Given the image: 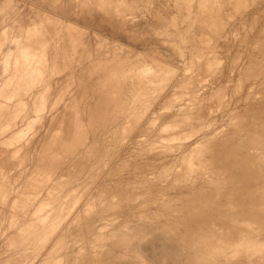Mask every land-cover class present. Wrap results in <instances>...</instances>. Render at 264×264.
I'll use <instances>...</instances> for the list:
<instances>
[{"label":"rangeland","instance_id":"rangeland-1","mask_svg":"<svg viewBox=\"0 0 264 264\" xmlns=\"http://www.w3.org/2000/svg\"><path fill=\"white\" fill-rule=\"evenodd\" d=\"M8 1L0 0V104L5 105L0 108V114L4 111L0 119L3 118L6 127L23 116L31 117L35 120L31 121L33 124L28 123L36 126L31 132L26 130L28 135L26 131L23 133L26 138L22 137L20 143L2 144L11 138V132L4 134L6 139L0 142V264H264V239H260L262 244L258 241L264 236V40H261L264 38V0ZM52 6L74 12L72 22L87 24L89 32L72 29L51 13ZM91 26L99 28L103 37L94 34L96 28ZM112 32L128 47L104 38H110ZM257 42H263L262 46ZM28 44L27 56L29 50L24 47ZM34 46L38 47L37 52L40 48L50 50H43L41 54L46 53L43 57L36 54ZM144 48H155L169 57L170 63L150 61ZM5 57L12 59L4 60ZM250 73H254L253 78ZM37 105L42 108L40 112L35 111L39 108ZM36 120L38 124H34ZM28 123L24 128L29 130ZM166 125H169L167 132L163 131ZM260 131L263 141L257 142ZM171 136L177 139L168 141ZM254 164L263 170L260 181L253 180ZM252 201L261 203V211L245 214L243 209ZM259 215L262 221L253 217ZM225 232L246 235L240 242L237 259L231 260L219 253L213 254L216 257L213 258L198 248V242L224 239ZM247 245L250 246L248 253Z\"/></svg>","mask_w":264,"mask_h":264},{"label":"bare ground","instance_id":"bare-ground-1","mask_svg":"<svg viewBox=\"0 0 264 264\" xmlns=\"http://www.w3.org/2000/svg\"><path fill=\"white\" fill-rule=\"evenodd\" d=\"M18 1V0H17ZM71 1V0H70ZM84 1V0H83ZM90 1V0H89ZM126 1V0H125ZM147 1V0H146ZM166 1V0H165ZM255 1V0H254ZM259 1V0H258ZM6 2V1H5ZM4 2V3H5ZM10 2V0L8 1V3ZM13 2V1H12ZM65 2V1H64ZM167 2V1H166ZM198 2V1H197ZM200 2V1H199ZM21 3V2H20ZM165 3V2H164ZM194 3V2H193ZM239 3V2H238ZM12 4V3H11ZM10 4V5H11ZM46 4V3H45ZM79 4V3H78ZM82 4V3H81ZM141 4V3H140ZM147 4V3H146ZM150 3H148V5H149ZM169 4H171V3H169ZM211 4H212V2H211ZM218 4V3H217ZM20 5V4H19ZM63 5V4H62ZM76 5V4H75ZM80 5V4H79ZM79 5H78V7H79ZM137 5V4H136ZM147 5V6H148ZM183 5V4H182ZM181 5V6H182ZM242 5V4H241ZM257 5V4H256ZM72 6V5H71ZM71 6H70V8H71ZM77 6V5H76ZM188 6V5H187ZM238 6V5H237ZM249 6V5H248ZM5 7V6H4ZM33 7V6H32ZM75 7V6H74ZM137 7H138V5H137ZM173 7V6H172ZM20 8H21V6H20ZM52 8V11L53 12H51V13H54L56 16H58V17H60V19L61 20H63V21H65V22H67L69 25H70V27L73 29H76V30H79V31H88V27H86V25L85 26H82L81 24H76V22L75 23H73L72 22V20L75 18V13L74 12H72L71 10H66V8L65 7H62V6H52L51 7ZM132 8V7H131ZM144 8V7H143ZM166 8V7H165ZM229 8V7H228ZM236 8V7H235ZM238 8V7H237ZM251 8V7H250ZM6 9V8H5ZM15 9V8H14ZM73 9H75V8H73ZM80 9V8H79ZM82 9H83V11H84V7H82ZM81 9V10H82ZM134 9V8H133ZM140 9H142V8H140ZM166 10V9H165ZM196 10V9H195ZM194 10V11H195ZM29 11V10H28ZM33 11V10H32ZM83 11H81V13L83 12ZM89 11V13H90V11L91 10H88ZM137 11V10H136ZM228 11V10H227ZM20 12V11H19ZM75 12H77V11H75ZM128 12V11H127ZM192 12V11H191ZM95 13V12H94ZM101 13V12H100ZM235 13V12H234ZM12 14V13H11ZM10 14V15H11ZM31 14V13H30ZM35 14V13H34ZM91 15H92V12L90 13ZM89 14V15H90ZM104 14V13H103ZM184 14V13H183ZM236 14V13H235ZM48 15V14H47ZM50 15V18L52 17L51 16V14H49ZM77 15V14H76ZM105 15V14H104ZM107 15V14H106ZM112 15V14H111ZM140 15V14H139ZM132 16V15H131ZM182 16V15H181ZM234 16V15H233ZM253 16V15H252ZM16 17V16H15ZM43 17H45L44 15H43ZM42 17V18H43ZM49 17V16H48ZM48 17H46L47 19H49ZM109 17V16H108ZM129 17V16H128ZM166 17V16H165ZM229 17V16H228ZM55 18V17H54ZM57 18V17H56ZM82 18V17H81ZM80 17H78L77 19H81ZM110 18V17H109ZM112 18V17H111ZM114 18V17H113ZM146 18V17H145ZM148 18V17H147ZM156 18V17H155ZM31 19V18H30ZM39 19V18H38ZM46 19V20H47ZM138 19V18H137ZM209 19V18H208ZM243 19V18H242ZM40 20V19H39ZM44 20V19H43ZM54 20V19H53ZM57 21H58V19H56ZM61 20H59V21H61ZM103 20V19H102ZM222 20H224V19H222ZM221 20V21H222ZM232 20H233V18H232ZM245 20V19H244ZM248 20V19H247ZM51 21H52V19H51ZM63 21H61V22H63ZM104 22H105V20H103ZM111 22L113 21L112 19L110 20ZM110 21H109V24H110ZM181 21V20H180ZM207 21V20H206ZM241 21H243V20H241ZM257 21V20H256ZM49 22H50V20H49ZM55 22V21H54ZM119 22V21H118ZM208 22V21H207ZM258 22H260V21H258ZM13 23V22H12ZM51 23V22H50ZM57 24H58V22H56ZM78 23H80V22H78ZM94 23H95V21H94ZM103 23V22H102ZM122 23V22H121ZM179 23V22H178ZM201 23V22H200ZM231 23V22H230ZM256 23V22H255ZM47 24V23H46ZM45 24V25H46ZM52 24H53V22H52ZM61 24V23H60ZM59 24V25H60ZM66 24V23H65ZM213 24V23H212ZM225 24V23H224ZM10 25H12V24H10ZM35 25H37V24H35ZM45 25H43L42 27L44 28V26ZM51 25V24H50ZM63 25H64V23H63ZM62 25V26H63ZM67 25V24H66ZM100 25H102V24H100ZM114 25V24H113ZM112 25V26H113ZM117 24L115 23V26H116ZM146 25H148V24H146ZM152 25V24H151ZM179 25V24H178ZM221 25V24H220ZM228 25H230L229 23H228ZM29 26V25H28ZM39 26V25H38ZM37 26V27H38ZM98 26V25H97ZM209 27H210V25H208ZM243 26V25H242ZM253 25L251 24V27H252ZM34 27V26H33ZM48 27H49V24H48ZM58 27V26H57ZM69 27V26H68ZM91 27H93V26H91ZM117 28H118V25L116 26ZM121 27V26H120ZM208 27V28H209ZM218 27V26H217ZM221 27V26H220ZM239 27V26H238ZM256 27V26H255ZM26 28V27H25ZM29 28V27H28ZM28 28H26V29H28ZM31 28V27H30ZM35 28V27H34ZM94 28H96V27H93V29ZM112 28V27H111ZM247 28V27H246ZM245 28V29H246ZM252 28H254V26L252 27ZM251 28V29H252ZM62 29V28H61ZM71 29V30H72ZM121 29V28H120ZM244 29V30H245ZM250 29V30H251ZM262 29V28H261ZM264 29V28H263ZM31 30V29H30ZM35 30V29H34ZM33 30V31H34ZM38 31H39V29H37ZM55 30H56V28H55ZM63 30V29H62ZM113 30V29H112ZM117 30H119V28L117 29ZM117 30H115V31H117ZM139 30V29H138ZM218 30V29H217ZM220 30V29H219ZM218 30V31H219ZM29 31V30H28ZM92 31V30H91ZM103 31V30H102ZM108 31V30H107ZM140 31V30H139ZM227 31V30H226ZM249 31V30H248ZM252 31H254V30H252ZM252 31L250 32L251 34H252ZM260 31H262V30H260ZM35 32H37V31H35ZM89 32V31H88ZM93 32H94V34H96V35H99V36H101V37H103L100 33H99V28H96L95 30H93ZM101 32V31H100ZM120 32V31H119ZM122 32V31H121ZM149 32V31H148ZM180 32V31H179ZM216 32V31H215ZM224 32V31H223ZM33 33V32H32ZM38 33V32H37ZM41 33V32H40ZM57 33H58V31H57ZM69 33H70V31H69ZM71 33H72V31H71ZM70 33V34H71ZM127 33V32H126ZM249 33V32H248ZM261 33V32H260ZM263 33V32H262ZM261 33V34H262ZM85 34V33H84ZM109 34V33H108ZM143 34H145V33H143ZM214 34V33H213ZM220 34H223V33H220ZM219 34V35H220ZM261 34H260V36H261ZM264 34V33H263ZM21 35V34H20ZM19 35V36H20ZM36 35V34H35ZM34 35V36H35ZM40 35V34H39ZM42 36H43V34H41ZM57 35V34H56ZM59 35H60V33H59ZM58 35V36H59ZM87 35V34H86ZM113 35V36H112ZM196 35V34H195ZM218 35V36H219ZM36 36H38V35H36ZM35 36V37H36ZM61 36V35H60ZM59 36V37H60ZM70 36V35H69ZM146 36V35H145ZM144 36V37H145ZM214 36H216V35H214ZM248 37H249V35H247ZM246 36V37H247ZM30 37V36H29ZM33 37V36H32ZM31 37V38H32ZM59 37H57V38H59ZM78 37V36H77ZM243 37V36H242ZM20 38V37H19ZM44 41H45V35H44ZM104 38H106V40H110V41H112L111 43L113 44V42H114V44H116V45H118V44H120V45H122V46H125V47H128V45L126 46V45H124V44H122L119 40H117L116 39V37H115V33L114 32H112V34H111V37L109 38V37H104ZM139 38V37H138ZM218 38V37H217ZM30 39V38H29ZM38 39H40V37L38 38ZM151 39V38H150ZM220 39V38H219ZM229 39V38H228ZM246 40L248 39V38H245ZM260 39H261V37H260ZM22 40V39H21ZM23 40H25L24 38H23ZM32 40V39H31ZM35 40V39H34ZM41 40V39H40ZM50 40V39H49ZM49 40H47V41H49ZM53 40V39H52ZM97 40H98V37H97ZM104 40V39H103ZM132 40V39H131ZM191 40V39H190ZM196 40V39H195ZM222 40V39H221ZM250 40H251V38H250ZM254 40V39H253ZM261 40H264V38L263 39H261ZM36 41V40H35ZM34 41V42H35ZM43 40H41V42H42ZM62 41H63V38H62ZM105 41V40H104ZM110 41H108L109 43H110ZM143 41V40H142ZM169 41V40H168ZM239 41H242V40H239ZM254 41H258V39H256V40H254ZM17 42H19V41H17ZM29 42V44H30V40L28 41ZM27 42V43H28ZM32 42H33V40H32ZM38 42V41H37ZM60 42V41H59ZM227 42H228V40H227ZM264 42V41H263ZM263 42H261V44L263 43ZM23 43H25V42H20V44H23ZM36 43V42H35ZM35 43H33L34 45H35ZM45 42H43V44H44ZM48 43V42H47ZM46 43V44H47ZM110 43V44H111ZM118 43V44H117ZM229 43V42H228ZM244 42L242 41V44H243ZM249 43V42H248ZM247 43V44H248ZM251 43H254V45L256 44V42H251ZM258 43V42H257ZM28 44V46H25V47H28V48H25L24 47V49H26V50H29V45ZM32 44V43H31ZM32 44V45H33ZM40 45L42 44V43H39ZM43 44H42V46H43ZM174 44V43H173ZM214 44V43H213ZM230 44H232V43H230ZM239 44V43H238ZM260 43H258L257 45H261ZM16 45V44H15ZM36 45H38L37 43H36ZM48 45V44H47ZM46 45V46H47ZM87 45H89V44H87ZM97 45V44H96ZM115 45V46H116ZM209 45V44H208ZM224 45H226V44H224ZM223 45V46H224ZM236 45H237V43H236ZM19 46V45H18ZM21 46V45H20ZM39 46V45H38ZM50 46V45H49ZM100 46V45H99ZM143 46H145V45H143ZM195 46V45H194ZM213 46V45H212ZM219 46H220V44H219ZM218 46V47H219ZM232 46V45H231ZM230 46V47H231ZM246 46V45H245ZM244 46V47H245ZM262 46V45H261ZM22 47V46H21ZM40 47V46H39ZM63 47V46H62ZM66 47V46H65ZM103 47V46H102ZM119 47V46H118ZM125 47H123L122 48V50L124 49L125 50ZM199 47V46H198ZM209 47V46H208ZM222 46H220V48H221ZM229 47V46H228ZM243 47V49H245ZM250 47V46H249ZM254 47V46H253ZM262 47H264V46H262ZM33 48V47H32ZM34 48H35V52H36V54H41V52L43 51V50H45V49H47V48H45V49H39V52H37L36 50H38V47H37V49H36V46H34ZM33 48V49H34ZM43 48H44V46H43ZM55 48V47H54ZM59 48H61V47H59ZM58 48V49H59ZM89 48V47H88ZM98 48V47H97ZM116 48V47H115ZM114 48V49H115ZM121 48V47H120ZM141 48V47H140ZM184 48V47H183ZM194 48V47H193ZM205 48H207V45H206V47ZM224 48H226V47H224ZM224 48H223V50H224ZM242 48V47H241ZM13 49H15V46H14V48ZM33 49H31V50H33ZM113 49V48H112ZM144 49H146V50H144L143 52L145 53V54H147V56L148 57H150V61H151V59L152 60H154V61H158V62H164V63H170V58L169 57H167V56H164V55H162L160 52H158V50H156L155 48H150V49H147V48H144ZM189 49V48H188ZM187 49V50H188ZM196 49V47L194 48V50ZM203 49V48H202ZM252 49H254V48H252ZM16 50V49H15ZM21 50V49H20ZM41 50V51H40ZM47 50H50V49H47ZM46 50V51H47ZM57 50V49H56ZM118 50V49H117ZM209 50V49H208ZM248 50V49H247ZM259 51H260V49H258ZM14 51V50H13ZM22 52L21 53H24L23 52V50H21ZM45 51V52H46ZM60 51V50H59ZM85 51H87V50H85ZM109 51V50H108ZM129 50L127 49V52H128ZM200 51V50H199ZM206 51H207V49H206ZM220 51V50H219ZM244 51V50H243ZM33 53H35L34 51H32ZM44 52V53H45ZM102 52V51H101ZM195 52V51H194ZM245 52V51H244ZM254 52H255V50H254ZM8 53H10V54H12V53H14V52H12L11 53V51L10 52H8ZM20 52L18 51V54H17V56L19 57L21 54H19ZM26 53V52H25ZM28 53H30V50H29V52H27V56H28ZM43 53V54H44ZM135 53H137V52H135ZM224 53V52H223ZM242 53V52H241ZM249 53V52H248ZM262 53V52H261ZM32 54V53H31ZM35 54V55H36ZM46 54V53H45ZM45 54H44V56H45ZM119 54H120V52H119ZM133 54H134V52H133ZM141 54V53H140ZM140 54H139V56H140ZM169 54V53H168ZM212 54V53H211ZM255 54V53H254ZM3 55V54H2ZM32 55H34V54H32ZM32 55H31V57H32ZM124 55V54H123ZM219 55V54H218ZM242 56H243V53L241 54ZM240 55V56H241ZM4 56V55H3ZM8 57L9 56H11V55H7ZM6 56V57H7ZM16 56V57H17ZM41 56H43L42 54H41ZM43 56V57H44ZM47 56V55H46ZM117 56V55H116ZM126 56H127V54H126ZM135 56V55H134ZM138 56V55H137ZM141 56H142V54H141ZM146 56V55H145ZM187 56V55H186ZM195 56V55H194ZM193 56V57H194ZM230 56V55H229ZM5 57V59L4 60H6V59H8V58H6ZM12 57V56H11ZM18 57H17V62L20 60V58H19V60H18ZM31 57H29V58H31ZM34 57V56H33ZM32 57V58H33ZM38 58H39V56H37ZM95 57H96V55H95ZM123 57V56H122ZM132 57V56H131ZM144 57V56H143ZM148 57H146V58H148ZM251 57H253V56H251ZM0 58H1V56H0ZM24 58V57H23ZM28 58V57H27ZM37 58V59H38ZM64 58V57H63ZM116 58V57H115ZM119 58V57H118ZM124 58V57H123ZM134 58V57H133ZM195 58V57H194ZM193 58V59H194ZM230 58V57H229ZM247 58V57H246ZM254 58H255V56H254ZM12 59V58H11ZM11 59H8L9 61H11ZM36 59V58H35ZM43 59V58H42ZM48 58H46V60H47ZM80 59V58H79ZM120 59V58H119ZM130 59V58H129ZM189 59V58H188ZM192 59V58H191ZM210 59V58H209ZM237 59V58H236ZM250 59V58H249ZM264 59V58H263ZM3 60V59H2ZM1 60V61H2ZM15 60V61H16ZM34 60V59H33ZM75 60V59H74ZM96 60V59H95ZM121 60V59H120ZM123 60V59H122ZM202 60V59H201ZM207 60V59H206ZM206 60H204V61H206ZM246 60V59H245ZM259 60V59H258ZM37 61V60H36ZM36 61H34V62H36ZM117 61H118V59H117ZM149 61V62H150ZM250 61V60H249ZM257 61V60H256ZM6 62V64L8 65V63L9 62H7V61H5ZM16 62V63H17ZM27 62V61H26ZM59 62V61H58ZM260 62V61H259ZM16 63H14V64H16ZM18 63H20V61L18 62ZM17 63V64H18ZM47 63H49V62H47ZM85 63V62H84ZM115 63V62H114ZM113 63V64H114ZM123 63V62H122ZM133 63V62H132ZM185 63V62H184ZM188 63V62H187ZM186 63V65H188ZM203 63V62H202ZM205 63V62H204ZM252 62H250V64H251ZM254 63V62H253ZM1 64V63H0ZM16 64V65H17ZM33 64H35V63H33ZM128 64H130V62L128 63ZM135 64H137V63H135ZM139 64V63H138ZM182 64V63H181ZM192 64H195V63H193L192 62ZM243 64V63H242ZM249 64V63H248ZM5 65V64H4ZM6 65V66H7ZM23 65V64H22ZM48 65V64H47ZM121 65V64H120ZM151 65H152V63H151ZM156 65V64H155ZM168 66H169V64H167ZM166 65V66H167ZM183 65V64H182ZM229 65V64H228ZM236 65V64H235ZM247 65V64H246ZM1 66V65H0ZM5 66V67H6ZM15 66V65H14ZM18 66V65H17ZM54 66H56V65H54ZM81 66V65H80ZM89 66V65H88ZM125 66V65H124ZM164 66V65H163ZM252 66V65H251ZM260 66V65H259ZM8 67V66H7ZM36 67V66H35ZM41 67V66H40ZM43 67V66H42ZM47 67V66H46ZM111 67V66H110ZM129 67V66H128ZM176 67V66H175ZM191 67V66H190ZM211 67V66H210ZM209 67V68H210ZM229 67V66H228ZM239 67V66H238ZM249 67V66H248ZM254 67V66H253ZM264 67V66H263ZM2 68V67H1ZM4 68V67H3ZM9 68H11L10 66H9ZM8 68V69H9ZM15 68V67H14ZM25 68V67H24ZM55 68V67H54ZM92 68V67H91ZM116 68V67H115ZM198 68V67H197ZM221 68V67H220ZM22 68L20 67V70H21ZM37 69H38V67H37ZM110 69V68H109ZM142 70H143V68H141ZM155 69V68H154ZM165 69V68H164ZM1 70V69H0ZM13 70V69H12ZM29 70H30V68H29ZM33 70V69H32ZM41 70V69H40ZM54 70V69H53ZM156 70V69H155ZM167 70V69H166ZM172 70H174V69H172ZM171 70V71H172ZM176 70V69H175ZM180 70V69H179ZM186 70V69H185ZM235 70H236V68H235ZM248 70V69H247ZM249 70L251 71V69L249 68ZM2 71H4V69L2 70ZM8 71V70H7ZM18 71V70H17ZM26 71H27V69H26ZM116 71V70H115ZM136 71V70H135ZM134 71V72H135ZM138 71V70H137ZM234 71V70H233ZM5 72H6V70H5ZM8 72H10V71H8ZM28 72V71H27ZM38 72V71H37ZM43 72V71H42ZM45 72V71H44ZM76 72V71H75ZM85 72V71H84ZM143 72H145V71H143ZM164 72V71H163ZM217 72V71H216ZM232 72V71H231ZM248 72V71H247ZM251 72H253V71H251ZM35 73V72H34ZM47 73V72H46ZM70 73V72H69ZM106 73V72H105ZM108 73V72H107ZM106 73V74H107ZM149 73V72H148ZM148 73L147 74H145V78H146V75H148ZM169 73V72H168ZM234 73V72H233ZM249 73V72H248ZM3 74V73H2ZM21 74V73H20ZM72 74V73H71ZM137 75H138V73H136ZM143 74V73H142ZM155 74H156V72H155ZM165 74H166V72H165ZM245 74H247V73H245ZM254 73H252V75H253ZM259 74V73H258ZM13 75H15V70H14V74ZM17 75V77H18V73L16 74ZM24 75L26 76V74L24 73ZM28 75V74H27ZM36 75V74H35ZM40 75H41V72H40ZM45 75V74H44ZM70 75V74H69ZM77 75V74H76ZM150 75V74H149ZM151 75H153V74H151ZM164 75V74H163ZM232 75V74H231ZM249 75V74H248ZM247 75V76H248ZM252 75H251V73H250V76H251V78H253L252 77ZM261 75H262V73H261ZM260 75V76H261ZM264 75V74H263ZM1 76H5V74L4 75H1ZM24 76V77H25ZM39 76V75H38ZM42 76V75H41ZM166 76V75H165ZM170 76H171V74H170ZM258 76V75H257ZM256 76V77H257ZM260 76H258V77H260ZM23 77V76H22ZM26 77H28V76H26ZM29 77H31V76H29ZM33 77V76H32ZM45 77V76H44ZM49 77V76H48ZM128 77V76H127ZM141 77H142V75H141ZM161 77V76H160ZM175 77V76H174ZM8 78V77H7ZM14 78V77H13ZM139 78V77H138ZM144 78V79H145ZM155 78V77H154ZM158 78V77H157ZM165 78V77H164ZM169 78V77H168ZM167 78V79H168ZM171 78V77H170ZM248 78V77H247ZM255 78V77H254ZM263 78V77H262ZM2 79V78H1ZM22 79H24L25 80V78H22ZM34 79V78H33ZM37 79V78H36ZM77 79H78V77H77ZM83 79V78H82ZM130 79V78H129ZM161 79H162V77H161ZM175 79V78H174ZM257 79V78H256ZM256 79H254V80H256ZM16 80H17V78H16ZM46 80V79H45ZM156 80V79H155ZM173 80V79H172ZM234 80V79H233ZM245 80V79H244ZM10 81V80H9ZM18 81V80H17ZM23 81V80H22ZM84 81V80H83ZM169 81V80H168ZM206 81V80H205ZM262 81V80H261ZM20 82V81H19ZM36 82V81H35ZM47 82V81H46ZM128 82V81H127ZM133 82V81H132ZM154 82V81H153ZM247 82V81H246ZM257 82V81H256ZM260 82V81H259ZM5 83H8V82H5ZM10 83V82H9ZM39 83V82H38ZM121 83V82H120ZM131 83V82H130ZM145 83H146V81H145ZM152 83V82H151ZM156 83H157V81H156ZM161 83V82H160ZM172 83V82H171ZM233 83V82H232ZM262 83V82H261ZM19 84V83H18ZM20 84H22L21 82H20ZM82 84V83H81ZM144 84V83H143ZM147 84V83H146ZM158 84V83H157ZM162 84V83H161ZM236 84V83H235ZM17 85V84H16ZM155 85V84H154ZM172 85V84H171ZM232 85V84H231ZM246 85V84H245ZM264 85V84H263ZM68 86H70V83H69V85ZM72 86V85H71ZM115 86V85H114ZM156 86V85H155ZM261 86V85H260ZM23 87V86H22ZM27 87V86H26ZM26 87H24V89L26 88ZM66 87V86H65ZM117 87V86H116ZM253 87V86H252ZM262 87V86H261ZM6 88V87H5ZM10 88V87H9ZM18 88V87H17ZM20 88V87H19ZM36 88V87H35ZM255 88H256V86H255ZM258 88V87H257ZM21 89H23V88H21ZM23 89V90H24ZM41 89V88H40ZM56 89V88H55ZM68 89V88H67ZM67 89H65V90H67ZM145 89V88H144ZM249 89V88H248ZM253 89V88H252ZM3 90V89H2ZM1 90V91H2ZM6 90V89H5ZM10 90H12V89H9V91ZM43 90V89H42ZM64 90V89H63ZM83 90V89H82ZM154 90V89H153ZM157 90V89H156ZM255 90V89H254ZM8 91V90H7ZM8 91V92H9ZM16 91V90H15ZM30 91V90H29ZM34 91H35V89H34ZM46 91V90H45ZM74 91V90H73ZM149 91V90H148ZM221 91V90H220ZM4 92L5 91H3L2 92V95L4 94ZM14 92V91H13ZM13 92H11V93H13ZM19 92V91H18ZM31 92V91H30ZM44 92V91H43ZM61 92V91H60ZM64 92V91H63ZM147 92V91H146ZM257 92V91H256ZM6 93V92H5ZM34 93V92H33ZM32 93V94H33ZM69 93H71V92H69ZM83 93H84V91H83ZM151 93V92H150ZM220 93V92H219ZM8 94V93H7ZM6 94V95H7ZM43 94V93H42ZM62 95H63V93H61ZM60 94V95H61ZM148 94V93H147ZM158 94V93H157ZM12 95H14V94H12ZM27 95H28V93H27ZM66 95V94H65ZM65 95H64V97H65ZM84 95V94H83ZM91 95V94H90ZM143 95V94H142ZM150 95V94H149ZM232 94H230V96H231ZM4 97H5V94L3 95ZM17 96V95H16ZM21 96H22V94H21ZM75 96V95H74ZM94 96V95H93ZM237 96V95H236ZM257 96V95H256ZM8 97V96H7ZM6 97V98H7ZM15 97V96H14ZM61 97V96H60ZM59 97V98H60ZM70 97V96H69ZM101 97H103V95H101L100 96V98ZM113 97V96H112ZM111 97V98H112ZM228 97V96H227ZM28 98V97H27ZM32 98V97H31ZM42 98V97H41ZM58 98V99H59ZM63 98V97H62ZM71 98V97H70ZM72 98H73V96H72ZM71 98V99H72ZM78 98V97H77ZM96 98V97H95ZM105 98V97H104ZM127 98H129V97H127ZM262 98V97H261ZM3 99V98H2ZM19 99V98H18ZM44 99V98H43ZM91 99V98H90ZM153 99V98H152ZM263 99V98H262ZM30 100V99H29ZM37 100V99H36ZM124 100H125V98H124ZM157 100V99H156ZM184 100V99H183ZM226 100V99H225ZM264 100V99H263ZM10 101H11V98H10ZM20 101V100H19ZM19 101L17 102V103H19ZM26 101V100H25ZM24 101V102H25ZM62 101V100H61ZM99 101V100H98ZM110 101V100H109ZM200 101V100H199ZM2 102V101H1ZM12 102H13V100H12ZM28 102V101H27ZM63 102H64V99H63ZM72 102V101H71ZM84 102V101H83ZM93 102V101H92ZM34 103H35V101H34ZM58 103H59V101L57 102V105H58ZM62 103V102H61ZM67 103H69V102H67ZM74 103V102H73ZM98 103V102H97ZM96 103V104H97ZM129 103V102H128ZM255 103V102H254ZM253 103V104H254ZM2 104V103H1ZM0 104V106H2ZM5 104H7V105H10V104H8V102L7 103H5ZM26 104V103H25ZM55 104V103H54ZM54 104H52V105H54ZM118 104V103H117ZM117 104H116V107H117ZM134 104V103H133ZM245 104V103H244ZM6 105V106H7ZM39 105V104H38ZM37 105V106H38ZM81 105V104H80ZM154 105V104H153ZM224 105V104H223ZM4 107H5V105H3ZM0 107L1 109H3L4 107ZM34 106H35V104H34ZM39 106H41V105H39ZM38 106V107H39ZM70 106V105H69ZM84 106V105H83ZM114 106V105H113ZM247 106V105H246ZM21 107V106H20ZM28 107V106H27ZM55 107H56V105H55ZM93 107V106H92ZM102 107V106H101ZM138 107V106H137ZM249 107V106H248ZM254 107V106H253ZM258 107L259 108H262V106H261V104H259L258 105ZM23 108V107H22ZM70 108H71V106H70ZM79 108V107H78ZM114 108V107H113ZM250 108V107H249ZM256 108V107H255ZM254 108V109H255ZM16 109V108H15ZM18 109V108H17ZM25 109V108H24ZM37 109V110H36ZM35 109V111H37V112H40L41 110H42V108L41 107H39V108H36ZM65 109V108H64ZM72 109V108H71ZM70 109V110H71ZM85 109V108H84ZM101 109V108H100ZM116 109V108H115ZM151 109V108H150ZM252 109V108H251ZM90 110V109H89ZM105 110H106V108H105ZM143 110V109H142ZM3 111V110H2ZM16 111V110H15ZM17 111H19V110H17ZM23 111V110H22ZM27 111V110H26ZM25 110H24V112H26ZM109 111V110H108ZM117 111H118V109H117ZM182 111V110H181ZM211 111V110H210ZM4 112V111H3ZM3 112L1 113V114H3ZM14 112V111H13ZM23 112V113H24ZM50 112V111H49ZM81 112H82V110H81ZM104 112V111H103ZM106 112V111H105ZM218 112V111H217ZM234 112V111H233ZM6 113L8 114V112H5V115H6ZM12 113V112H11ZM27 113V112H26ZM70 113V112H69ZM94 113V112H93ZM117 113V112H116ZM213 113V112H212ZM226 113V112H225ZM0 114V116H4V114L3 115H1ZM41 114V113H40ZM92 114V113H91ZM98 114V113H97ZM108 114V113H107ZM118 114H120V113H118ZM117 114V115H118ZM16 115V114H15ZM39 115V114H38ZM101 115V114H100ZM123 115V114H122ZM121 115V116H122ZM13 116H14V114H13ZM21 116H22V114H21ZM64 116V115H63ZM97 116V115H96ZM212 116V115H211ZM9 117H11V116H9ZM18 117L19 116H17L16 115V117L15 118H17L18 119ZM51 117H53L52 115H51ZM95 117V116H94ZM104 117V116H103ZM106 117V116H105ZM110 117H111V115H110ZM154 117V116H153ZM219 117H221V116H219ZM218 117V118H219ZM91 118V117H90ZM122 118V117H121ZM132 118V117H131ZM3 119V118H2ZM2 119H0V122H2ZM5 119H6V117H5ZM11 119V118H10ZM17 119L15 120V122L17 121ZM20 119V118H19ZM18 119V120H19ZM39 117H38V121H39ZM103 119V118H102ZM110 119V118H109ZM133 119V118H132ZM7 120V119H6ZM35 119L34 118H28V117H22V119H20L19 121H17L14 125H11V126H9L10 125V123L11 122H9V124L8 125H6V127H5V125H3V122H2V126H0V127H2L3 128V126H4V128L0 131V142H1V140H4V139H6L5 138V136H4V134H6V133H8V132H11V138H9L7 141H5L4 140V143H2V144H5V142H11V144L10 145H12L14 142L16 143V141H17V143L19 142L20 143V141H21V138L23 137V133L27 130V131H30V129L32 128V130H33V128L36 126H34V125H32L33 124V122H31V121H34ZM36 120V121H37ZM82 120V119H81ZM87 120V119H86ZM104 120V119H103ZM117 120V119H116ZM119 120H121L120 118H119ZM136 121V119H133V121ZM153 120V119H152ZM215 120H216V117H215ZM8 121H10V120H8ZM38 121L35 123L34 122V124H38ZM62 121V120H61ZM64 121H65V119H64ZM90 121H91V119H90ZM97 121V120H96ZM101 121V120H100ZM127 121V120H126ZM28 122H31L30 124L33 126H31ZM63 122V121H62ZM94 122V121H93ZM102 122V121H101ZM140 122V121H139ZM152 122V121H151ZM202 122H203V120H202ZM207 122V121H206ZM211 122V121H210ZM213 122H215V121H212V123ZM13 123V122H12ZM27 123L31 126H28L29 127V130L28 129H25L26 128V125H27ZM84 123H85V121H84ZM88 123V122H87ZM94 123H96V122H94ZM113 123H115V122H113ZM154 123V122H153ZM26 124V125H25ZM121 124V123H120ZM119 124V125H120ZM142 124V123H141ZM60 125V124H59ZM112 125H114V124H112ZM140 125V124H139ZM172 125H174V124H172ZM211 125V124H210ZM24 126H25V128H24ZM68 126V125H67ZM94 126V125H93ZM97 126V125H96ZM133 126V125H132ZM138 126V125H137ZM171 126V125H170ZM176 126H178V124L176 123V125H174V127H176ZM83 127V126H82ZM88 127V126H87ZM127 127V126H126ZM134 127V126H133ZM163 127V126H162ZM257 127H259V126H257ZM15 128V129H14ZM67 128V127H66ZM92 128V127H91ZM136 128V127H135ZM169 128V125H166L165 127H164V129H163V131H165V132H167V129ZM171 128V127H170ZM177 128V127H176ZM101 129V128H100ZM127 129V128H126ZM172 129H173V126H172ZM31 130V131H32ZM35 130V129H34ZM74 130V129H73ZM78 130V129H77ZM84 130V129H83ZM95 130V129H94ZM138 130V129H137ZM171 130V129H170ZM195 130V129H194ZM203 130V129H202ZM262 130V129H261ZM26 131V132H27ZM30 131V132H31ZM80 131V130H79ZM128 131V130H127ZM133 131V130H132ZM169 131V130H168ZM172 131V130H171ZM175 131V130H174ZM220 131V130H219ZM219 131H218V133H219ZM76 133V132H75ZM82 133H84V132H82ZM90 133V132H89ZM99 133V132H98ZM200 133V132H199ZM26 135H28L29 133L27 132V133H25ZM80 134V133H79ZM104 134H106L105 132H104ZM217 134V133H216ZM73 135V134H72ZM101 135H102V132H101ZM119 135V134H118ZM121 135V134H120ZM132 135V134H131ZM194 135V134H193ZM193 135H190V136H193ZM263 134L261 133V131L260 132H258L257 133V137H256V139H255V141H263V136H262ZM123 136V135H122ZM217 136V135H216ZM8 137H9V135H8ZM73 137V136H72ZM75 137V136H74ZM101 137V136H100ZM106 137V136H105ZM116 136H114L113 138H115ZM171 137H173L172 139H169L168 141H171V142H173V141H175L177 138H175V136H171ZM202 137V136H201ZM214 137V136H213ZM24 139L26 138L25 136L23 137ZM80 138V137H79ZM83 138H85V137H83ZM97 138V137H96ZM179 138V137H178ZM185 138V137H184ZM211 138V137H210ZM102 139V138H101ZM104 139V138H103ZM119 139H121V138H119ZM164 140H165V138H163ZM181 139V138H180ZM205 139V138H204ZM215 139V138H214ZM72 140V139H71ZM74 140V139H73ZM72 140V141H73ZM81 140H83L82 138H81ZM94 140V139H93ZM104 140H106V139H104ZM110 140V139H109ZM117 140V139H116ZM160 140V139H159ZM201 140V139H200ZM206 140V139H205ZM60 141V140H59ZM87 141V140H86ZM97 141V140H96ZM95 141V142H96ZM110 141H112V140H110ZM167 141V140H166ZM3 142V141H2ZM64 142V141H63ZM67 142V141H66ZM74 142V141H73ZM83 142V141H82ZM105 142V141H104ZM103 142V143H104ZM123 142V141H122ZM52 143V142H51ZM62 143V142H61ZM92 143H93V141H92ZM98 143V142H97ZM113 143V142H112ZM116 143H118V142H116ZM124 143H125V141H124ZM228 143V142H227ZM246 143V142H245ZM9 144V143H8ZM57 144H59V143H57ZM99 144V143H98ZM102 144V143H101ZM107 144V143H106ZM126 144V143H125ZM60 145V144H59ZM81 145V144H80ZM88 145V144H87ZM104 145V144H103ZM121 145V144H120ZM123 145V144H122ZM121 145V146H122ZM147 145V144H146ZM162 145V144H161ZM180 145V144H179ZM178 145V146H179ZM206 145V144H205ZM15 146V145H14ZM45 146V145H44ZM82 146V145H81ZM86 146V145H85ZM100 146V145H99ZM107 146V145H106ZM118 146V145H117ZM141 146V145H140ZM177 146V145H176ZM177 146V147H178ZM52 147V146H51ZM71 147V146H70ZM98 147V146H97ZM103 147V146H102ZM108 147V146H107ZM114 147H116V146H114ZM137 147V146H136ZM176 147V148H177ZM183 146H181L180 148H182ZM198 147V146H197ZM7 148H9V147H7ZM68 148V147H67ZM83 148V147H82ZM87 148V147H86ZM120 148V147H119ZM146 148V147H145ZM149 148V147H148ZM180 148H178V149H180ZM69 149V148H68ZM75 149V148H74ZM89 149V148H88ZM92 149V148H91ZM90 149V150H91ZM147 149V148H146ZM183 149V148H182ZM181 149V150H182ZM40 150H43V149H40ZM61 150V149H60ZM77 150V149H76ZM94 150V149H93ZM99 150H100V148H99ZM110 150V149H109ZM176 150V149H175ZM233 150V149H232ZM241 150V149H240ZM55 150H53V152H54ZM68 151V150H67ZM70 151V150H69ZM68 151V152H69ZM80 151V150H79ZM97 151V150H96ZM112 151H114V150H112ZM144 151H147V150H144ZM151 151V150H150ZM177 151V150H176ZM175 151V152H176ZM49 152H50V150H49ZM85 152V151H84ZM87 152V151H86ZM89 152V151H88ZM91 152V151H90ZM100 152V151H99ZM118 152V151H117ZM165 152V151H164ZM167 152V151H166ZM183 152V151H182ZM201 152V151H200ZM204 152V151H203ZM232 152V151H231ZM21 153V152H20ZM37 153V152H36ZM55 153V152H54ZM65 153V152H64ZM71 153V152H70ZM168 153V152H167ZM202 153V152H201ZM42 154V153H41ZM67 154V153H66ZM77 154H79V153H77ZM106 154V153H105ZM178 154V153H177ZM71 155V154H70ZM86 155H87V153H86ZM108 155H109V152H108ZM185 155V154H184ZM15 156V155H14ZM40 156H42V155H40ZM61 156V155H60ZM96 156V155H95ZM104 156H106V155H104ZM113 156V155H112ZM178 156V155H177ZM189 156V155H188ZM208 156V155H207ZM239 156V155H238ZM12 157H13V155H12ZM11 157V158H12ZM50 157V156H49ZM56 157V156H55ZM67 157V156H66ZM83 157V156H82ZM90 157V156H89ZM91 157H92V155H91ZM131 157V156H130ZM200 157H202V156H200ZM240 157V156H239ZM15 158H17V156L15 157ZM51 158H53V157H51ZM62 158V157H61ZM69 158V157H68ZM74 158H76V157H74ZM81 158V157H80ZM79 158V159H80ZM83 158H85V157H83ZM94 158V157H93ZM176 158V157H175ZM46 159V158H45ZM77 159V158H76ZM103 159H105V158H103ZM113 159V158H112ZM127 159V158H126ZM13 160V159H12ZM59 160H60V157H59ZM58 160V161H59ZM83 160V159H82ZM91 160V159H90ZM101 160V159H100ZM133 160V159H132ZM200 160H201V158H200ZM32 161H33V159H32ZM45 161V160H44ZM55 161V160H54ZM63 161V160H62ZM109 161V160H108ZM143 161V160H142ZM189 161V160H188ZM207 161H209V160H207ZM84 162H85V160H84ZM96 162V161H95ZM107 162V161H106ZM149 162V161H148ZM153 162V161H152ZM87 163V162H86ZM104 163V162H103ZM122 163V162H121ZM134 163V162H133ZM147 163V162H146ZM263 163V162H262ZM6 164V163H5ZM72 164V163H71ZM71 164H69V165H71ZM74 164H76V163H74ZM73 164V165H74ZM79 164H80V161H79ZM223 164V163H222ZM261 164V163H260ZM264 164V163H263ZM1 165V164H0ZM46 165V164H45ZM51 165V164H50ZM53 165V164H52ZM81 165H83L82 163H81ZM85 165V164H84ZM233 165V164H232ZM25 166V165H24ZM43 166V165H42ZM63 166V165H62ZM62 166H61V168H62ZM99 166V165H98ZM147 166V165H146ZM256 166V167H255ZM2 167H4V165L2 164ZM29 167V166H28ZM54 166H52V168H53ZM60 167V166H59ZM76 167V166H75ZM78 167V166H77ZM80 167V166H79ZM84 167V166H83ZM93 167V166H92ZM149 167V166H148ZM214 167V166H213ZM47 168V167H46ZM104 168V167H103ZM210 168V167H209ZM212 168V167H211ZM70 169V168H69ZM82 169V168H81ZM101 169V168H100ZM128 169V168H127ZM126 169V170H127ZM164 169V168H163ZM169 169H170V167H169ZM220 169V168H219ZM1 170V169H0ZM26 170H27V168H26ZM33 170H35L34 168H33ZM53 170H54V168H53ZM66 170V169H65ZM94 170V169H93ZM139 170V169H138ZM162 170V169H161ZM214 170V169H213ZM251 170L253 171V173H255V175H254V178H253V180L254 181H260V180H262V178H263V176H262V173H263V170L260 168V167H258L256 164H254V165H252V167H251ZM168 171V170H167ZM188 171V170H187ZM7 172V171H6ZM89 172V171H88ZM134 172V171H133ZM17 173V172H16ZM57 173V172H56ZM84 173V172H83ZM102 173H103V171H102ZM101 173V174H102ZM114 173H115V171H114ZM159 173V172H158ZM186 173V172H185ZM189 173V172H188ZM210 173V172H209ZM13 174V173H12ZM30 174H31V172H30ZM89 174V173H88ZM21 175V174H20ZM103 175V174H102ZM114 175V174H113ZM158 175V174H157ZM156 175V176H157ZM194 175V174H193ZM6 176V175H5ZM30 176V175H29ZM28 176V177H29ZM56 176V175H55ZM116 176V175H115ZM120 175H118V177H119ZM128 176H130V175H128ZM136 176V175H135ZM145 176V175H144ZM187 176H190V174L189 175H187ZM187 176H186V178H187ZM11 177V176H10ZM20 177V176H19ZM70 177H71V175H70ZM98 177V176H97ZM100 177V176H99ZM125 177V176H124ZM11 178H13V177H11ZM96 178V177H95ZM122 178V177H121ZM156 178V177H155ZM191 178V177H190ZM8 179H10V178H8ZM61 179V178H60ZM94 179V178H93ZM92 179V180H93ZM99 179V178H98ZM20 180V179H19ZM25 180V179H24ZM33 180V179H32ZM76 180V179H75ZM84 180V179H83ZM96 180V179H95ZM108 180V179H107ZM112 179H110V181H111ZM123 180V179H122ZM121 180V181H122ZM125 180H127V179H125ZM166 180V179H165ZM185 180V179H184ZM222 180H224V179H222ZM226 180V179H225ZM229 180V179H228ZM61 181V180H60ZM120 181V180H119ZM198 181V180H197ZM231 181H233V180H231ZM15 182V181H14ZM63 182V181H62ZM116 182V181H115ZM135 182V181H134ZM184 182H186V181H184ZM188 182V181H187ZM27 183V182H26ZM46 183V182H45ZM122 183V182H121ZM189 183V182H188ZM14 184H16V183H14ZM31 184V183H30ZM55 184V183H54ZM94 184V183H93ZM115 184V183H114ZM119 184H120V182H119ZM198 184V183H197ZM229 184V183H228ZM261 184H262V181H261ZM10 185V184H9ZM66 185H67V183H66ZM84 185V184H83ZM92 185V184H91ZM181 185H183V184H181ZM192 185V184H191ZM7 186V185H6ZM12 186V185H11ZM45 186V185H44ZM47 186V185H46ZM124 186V185H123ZM142 186V185H141ZM153 186V185H152ZM20 187H22V186H20ZM113 187V186H112ZM126 187V186H125ZM181 187V186H180ZM188 187V186H187ZM217 187V186H216ZM11 188V187H10ZM14 188V187H13ZM42 188V187H41ZM47 188V187H46ZM127 188V187H126ZM154 188V187H153ZM157 188V187H156ZM183 188V187H182ZM237 188V187H236ZM8 189V188H7ZM51 189V188H50ZM60 189V188H59ZM81 189V188H80ZM122 189V188H121ZM180 189V188H179ZM206 189V188H205ZM10 190V189H9ZM53 190V189H52ZM89 190V189H88ZM172 190V189H171ZM17 191V190H16ZM71 191H74V190H71ZM76 191V190H75ZM90 191V190H89ZM134 191V190H133ZM176 191V190H175ZM207 191V190H206ZM31 192H33V191H31ZM58 192H60V191H58ZM57 192V193H58ZM83 192V191H82ZM81 192V193H82ZM188 192V191H187ZM194 192V191H193ZM200 192V191H199ZM204 192V191H203ZM96 193V192H95ZM118 193V192H117ZM10 194V193H9ZM39 194V193H38ZM51 194V193H50ZM86 194V193H85ZM254 194V193H253ZM25 195V194H24ZM29 195V194H28ZM37 195V194H36ZM48 195V194H47ZM81 195V194H80ZM120 195H121V193H120ZM160 195V194H159ZM256 195V194H255ZM19 196V195H18ZM26 196V195H25ZM46 196V195H45ZM51 196V195H50ZM121 196H123V195H121ZM183 196H185V195H183ZM253 196V195H252ZM30 197V196H29ZM127 197V196H126ZM134 197V196H133ZM254 197V196H253ZM31 198V197H30ZM141 198V197H140ZM145 198V197H144ZM176 198V197H175ZM174 198V199H175ZM7 199V198H6ZM67 199V198H66ZM85 199V198H84ZM116 199V198H115ZM114 199V200H115ZM173 199V198H172ZM32 200V199H31ZM100 200V199H99ZM123 200V199H122ZM152 200V199H151ZM179 200V199H178ZM4 201V200H3ZM16 201V200H15ZM49 201V200H48ZM124 201V200H123ZM27 202V201H26ZM30 202V201H29ZM74 202V201H73ZM22 203V202H21ZM28 203V202H27ZM37 203V202H36ZM52 203V202H51ZM53 203H54V201H53ZM120 203V202H119ZM124 203V202H123ZM131 203V202H130ZM138 203V202H137ZM159 203V202H158ZM259 203V204H258ZM258 203H253V201L251 202V204L248 206V207H246V208H244L243 209V211H244V213L245 214H249V213H253V212H255V211H261V208H260V205H261V203L260 202H258ZM16 204V203H15ZM30 204V203H29ZM76 204V203H75ZM2 205V204H1ZM0 205V206H1ZM102 205V204H101ZM5 206V205H4ZM117 206H119V205H117ZM116 206V207H117ZM134 206V205H133ZM236 206V205H235ZM259 206V207H258ZM6 207V206H5ZM72 207V206H71ZM70 207V208H71ZM174 207H175V205H174ZM49 208V207H48ZM180 208V207H179ZM26 209V208H25ZM115 209V208H114ZM2 210V209H1ZM13 210H14V208H13ZM22 210V209H21ZM63 210V209H62ZM24 211V210H23ZM22 211V212H23ZM112 211H113V209H112ZM181 211V210H180ZM2 212V211H1ZM43 212V211H42ZM66 212V211H65ZM36 213V212H35ZM178 213V212H177ZM177 213H176V215H177ZM1 214V213H0ZM33 214V213H32ZM61 214H62V212H61ZM28 215V214H27ZM26 215V216H27ZM251 215V214H250ZM159 216V215H158ZM19 217V216H18ZM253 217H255V219H258L259 221H262L263 220V217L261 216V215H259V216H253ZM175 219H176V217H175ZM45 220L47 221L48 220V218L47 217H45ZM44 221V220H43ZM32 223V222H31ZM210 223V222H209ZM33 224H34V222H33ZM208 224V223H207ZM30 225V224H29ZM204 225V224H203ZM209 225V224H208ZM34 226V225H33ZM32 226V227H33ZM259 226H262L261 224L259 225ZM264 226V225H263ZM262 226V227H263ZM30 228V227H29ZM220 228V227H219ZM30 229H32V228H30ZM51 231V230H50ZM262 231H263V228H262ZM116 232V231H115ZM226 233V232H225ZM262 233V232H261ZM174 234V233H173ZM213 234V233H212ZM260 235V234H259ZM262 235H263V233H262ZM211 236V235H210ZM223 236L225 237L224 239H220V240H217V241H205V242H198V243H196L197 245H198V248H200L201 249V251L202 252H206V253H208V254H211V255H213V254H216V253H219V255H221V256H224V257H226V258H228V259H231V260H235V259H237L238 257H240L238 254L240 253V249H239V246L241 245V241L243 240V238H245V236L246 235H244L243 233H241V232H238V233H232V232H228V233H226V234H223ZM251 236V235H250ZM157 237V236H156ZM233 237H235V238H233ZM256 237L258 238V236L256 235ZM262 237V236H261ZM154 238V237H153ZM152 238V239H153ZM222 238V237H221ZM236 238H238V239H236ZM251 238V237H250ZM250 238H249V240H250ZM255 238V237H254ZM152 239H149L150 241H152ZM213 239V238H212ZM259 239V240H258ZM258 239H255L256 241L258 240L259 242H261V244H262V242L264 241H261L260 239H264V236H263V238H258ZM16 241H17V239H15ZM18 240H19V238H18ZM245 240V239H244ZM45 241V240H44ZM154 241H156V240H154ZM163 241H165V240H163ZM247 241V240H246ZM254 241V240H253ZM258 242V243H259ZM147 243V242H146ZM150 243V242H149ZM172 243V242H171ZM264 243V242H263ZM43 244V243H42ZM16 245V244H15ZM14 245V246H15ZM41 245V244H40ZM169 245H171V244H169ZM174 245V244H173ZM13 246V247H14ZM162 246V245H161ZM166 246V245H165ZM172 246V245H171ZM243 246H245V245H243ZM7 248V247H6ZM36 248V247H35ZM249 248H250V246L249 245H247V247H246V252L248 253L249 252ZM19 249V248H18ZM151 249V248H150ZM160 249V248H159ZM158 249V250H159ZM177 249V248H176ZM31 250V249H30ZM164 250V249H163ZM167 250V249H166ZM37 251V250H36ZM154 251V250H153ZM200 251V250H199ZM200 251V252H201ZM34 252V251H33ZM45 252V251H44ZM25 253V252H24ZM149 253V252H148ZM162 253V252H161ZM29 254V253H28ZM31 254V253H30ZM151 254V253H150ZM25 255V254H24ZM148 255V254H147ZM218 255V254H217ZM244 255V254H243ZM17 256V255H16ZM18 256H20V255H18ZM23 256V255H22ZM28 256V255H27ZM25 257V256H24ZM64 257V256H63ZM150 257V256H149ZM152 257V256H151ZM150 257V258H151ZM213 258H216L214 255L212 256ZM242 257V256H241ZM244 257V259H246L245 257H246V255H244L243 256ZM242 257V258H243ZM184 258V257H183ZM259 258H261V256L259 257ZM219 259V258H218ZM64 260V259H63ZM151 260V259H150ZM154 260V259H153ZM172 260V259H171ZM247 260V259H246ZM156 261V260H155ZM181 261H182V259H181ZM168 264V263H167Z\"/></svg>","mask_w":264,"mask_h":264}]
</instances>
